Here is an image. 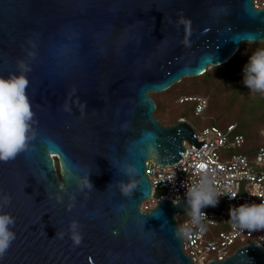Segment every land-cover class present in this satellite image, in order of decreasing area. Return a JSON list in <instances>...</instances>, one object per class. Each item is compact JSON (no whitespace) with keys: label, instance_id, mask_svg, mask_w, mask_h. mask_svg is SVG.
Wrapping results in <instances>:
<instances>
[{"label":"water","instance_id":"water-1","mask_svg":"<svg viewBox=\"0 0 264 264\" xmlns=\"http://www.w3.org/2000/svg\"><path fill=\"white\" fill-rule=\"evenodd\" d=\"M244 43H264L253 0H0V77L20 74L18 61L30 69L35 131L32 151L0 162V212L16 234L0 264H191L176 220L185 199L140 210L151 195L145 161L173 164L182 141L205 142L185 120L162 125L149 94L226 63ZM125 164L140 182L130 198L116 184L127 182ZM87 177L94 190L78 187ZM208 264H264V249L250 242Z\"/></svg>","mask_w":264,"mask_h":264},{"label":"built area","instance_id":"built-area-1","mask_svg":"<svg viewBox=\"0 0 264 264\" xmlns=\"http://www.w3.org/2000/svg\"><path fill=\"white\" fill-rule=\"evenodd\" d=\"M253 6L264 8V1L253 0ZM182 101L194 102V115L200 117L208 104V99L201 96L184 97ZM261 135L264 137V119ZM194 136L197 142L204 140L205 143L196 149L187 141H182L185 154L177 162L161 166L151 158L145 161L151 195L141 203L140 210L150 211L162 199L176 204L184 198V184H194L201 176L207 175L217 191L225 196L219 197L216 207L201 210L206 213L207 219L200 225L193 224L191 216L177 223L182 251L191 264L223 261L235 249L250 242L264 249V231H242L229 217L230 207L264 202V144L251 154L232 153L221 158L219 150L230 151L241 148L245 143L243 135L235 133V125L205 127L195 132ZM157 191L161 193L156 196ZM232 193L237 194L236 198L227 196Z\"/></svg>","mask_w":264,"mask_h":264},{"label":"clouds","instance_id":"clouds-1","mask_svg":"<svg viewBox=\"0 0 264 264\" xmlns=\"http://www.w3.org/2000/svg\"><path fill=\"white\" fill-rule=\"evenodd\" d=\"M180 23L185 25L190 35L191 22L181 19ZM183 43L187 45L189 41L185 39ZM17 63L20 74H10L6 78L0 77V162L14 160L19 154L32 151L30 144L35 139V131L32 127L34 113L27 95L29 82L25 75L30 69L22 61ZM243 84L250 92L264 94V48L257 49L248 57V62L243 68ZM120 172L127 177V182L117 181V187L122 196L130 198L140 183L136 179L137 169L131 164H125ZM69 177L77 179L71 173ZM81 185L94 190L88 177L83 181H78V187ZM111 185L109 184L106 190ZM184 187L186 207L192 223L196 225H200L203 220L207 219L206 213L201 210L216 207L219 197L225 196L217 191L207 175L201 176L194 184H184ZM227 196L234 199L237 194L232 193ZM2 199L5 206L11 202L10 196H4ZM56 200L58 203L63 202L62 197L58 195ZM68 207L70 209L72 205ZM229 217L242 231H264V202L230 207ZM14 227L15 218L0 212V259L4 258L16 239V234L12 230ZM80 227L75 220L68 224L69 239L74 247L79 246L83 239ZM64 235L63 232H56L54 238L63 239Z\"/></svg>","mask_w":264,"mask_h":264},{"label":"rangeland","instance_id":"rangeland-1","mask_svg":"<svg viewBox=\"0 0 264 264\" xmlns=\"http://www.w3.org/2000/svg\"><path fill=\"white\" fill-rule=\"evenodd\" d=\"M244 44H247L249 48H254L256 45L264 48V43ZM244 44L241 46L240 56L245 55L247 52V46ZM181 80L173 84L166 92L149 94L157 106V111L153 113V117L162 125L167 126L169 120L181 115L195 132H199L203 128L212 125L214 121L221 126L231 120L238 126L237 130L244 134L246 138H259L264 143V137L261 135L264 118L263 101L261 99L263 94L250 92L244 86L243 72L238 77L234 73L220 70L207 81L198 80L196 77H184ZM185 96H201L208 99L202 117L194 115V103L187 102L184 105H178ZM243 148L245 147L242 146L230 151L221 149L219 155L224 158L232 153H243ZM55 163L57 167V162ZM189 216V212L177 215V223H181Z\"/></svg>","mask_w":264,"mask_h":264},{"label":"trees","instance_id":"trees-1","mask_svg":"<svg viewBox=\"0 0 264 264\" xmlns=\"http://www.w3.org/2000/svg\"><path fill=\"white\" fill-rule=\"evenodd\" d=\"M245 46H247V44H244ZM256 45V44H254ZM242 46V45H241ZM241 46L238 48V50L236 51V53L229 59L226 61V63L222 64V65H219L217 67H212L210 69H207L205 70L201 75L197 76L196 78L198 80H201V81H207L208 79H211L214 74H216L217 72H219L220 70H224V71H227V72H231V73H234L236 74V76L240 77L242 72H243V68L244 66L247 64L248 62V57L253 53L255 52L257 49L261 48L259 47V45H256L254 46V48H249L247 46V52L245 55L243 56H240V49H241ZM263 48V47H262ZM239 74V75H238ZM182 81V80H180ZM170 88H168L166 91H168ZM180 96V95H179ZM178 97V96H177ZM187 97V96H185ZM262 101H263V108H264V94L263 96L261 97ZM187 102H191V101H182L180 104H178L179 106L180 105H184L185 103ZM194 103V102H192ZM194 108H195V103L193 105V111H194ZM157 111V106L155 104V113ZM179 119H184L183 116L181 115H177L176 117H174L173 119L169 120L168 121V125H171V124H174L176 123ZM264 119V118H263ZM185 120V119H184ZM218 126L220 128H225L226 126L228 125H235V133L236 134H242L241 132H239L237 129H238V126L231 120H228L226 123L222 124L221 126L218 125L215 121L212 125L210 126ZM244 139H245V143L243 145V148L244 150L242 151L243 153L245 154H251L258 146L264 144L263 143V140L260 141L259 138H246V136L244 134H242Z\"/></svg>","mask_w":264,"mask_h":264},{"label":"snow or ice","instance_id":"snow-or-ice-1","mask_svg":"<svg viewBox=\"0 0 264 264\" xmlns=\"http://www.w3.org/2000/svg\"><path fill=\"white\" fill-rule=\"evenodd\" d=\"M200 167H203V165H200Z\"/></svg>","mask_w":264,"mask_h":264},{"label":"bare ground","instance_id":"bare-ground-1","mask_svg":"<svg viewBox=\"0 0 264 264\" xmlns=\"http://www.w3.org/2000/svg\"><path fill=\"white\" fill-rule=\"evenodd\" d=\"M56 164V163H55Z\"/></svg>","mask_w":264,"mask_h":264}]
</instances>
